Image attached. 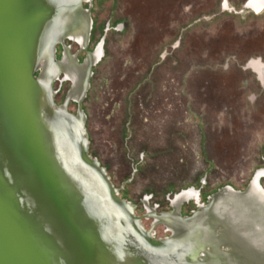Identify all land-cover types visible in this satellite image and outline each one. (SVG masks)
<instances>
[{
    "label": "rangeland",
    "instance_id": "rangeland-1",
    "mask_svg": "<svg viewBox=\"0 0 264 264\" xmlns=\"http://www.w3.org/2000/svg\"><path fill=\"white\" fill-rule=\"evenodd\" d=\"M253 1L83 0L88 17L51 56L64 63L68 50L81 77L49 75L45 61L34 72L52 109L79 119L83 152L152 242L173 237L156 217L176 214L177 199L182 220L211 215L264 171V8Z\"/></svg>",
    "mask_w": 264,
    "mask_h": 264
},
{
    "label": "bare ground",
    "instance_id": "bare-ground-1",
    "mask_svg": "<svg viewBox=\"0 0 264 264\" xmlns=\"http://www.w3.org/2000/svg\"><path fill=\"white\" fill-rule=\"evenodd\" d=\"M82 1L0 0V175L4 180L0 176V196L8 205L6 210L12 212L17 208L20 224L32 227L43 255L51 252L52 264H262L250 233L260 232L257 227L264 222V200L259 196L264 190L258 183L264 172H259L252 183L249 193L257 191L258 195L250 205L221 207L211 215L201 218L197 215L192 222L176 215L182 201L178 199L176 214L156 217L158 223L168 225L173 233L172 239L158 245L142 236L124 207L94 204L75 185L66 171L70 162L77 161L75 154L62 164L50 135L54 128L59 151L64 154L67 146L64 137L77 138L64 118L50 114L43 89L33 85L31 72L40 35L45 31L42 53L49 75L66 70L74 81L81 77L79 67L67 66L73 59L68 50L64 63H53L51 56L54 44L62 40L60 35L70 28L69 15L73 13L76 18L73 29L78 20L88 17L81 10ZM54 7L55 18L41 22V15L51 13ZM61 14H66V18L62 19ZM41 23L43 31L39 34ZM53 30H59V34ZM75 32L72 37L80 40L79 31ZM85 41L81 40L83 46ZM90 60L81 69L88 68ZM49 75H43L44 83ZM80 92L78 99L82 97ZM75 133L78 136L77 130ZM80 158L82 165H75L73 172L103 195L100 174ZM232 213H237L236 217ZM185 222L189 224L183 226ZM107 226L124 237L123 250L129 253L126 257ZM218 230H222L219 238ZM246 235L249 237L245 238ZM226 246L229 250L223 252Z\"/></svg>",
    "mask_w": 264,
    "mask_h": 264
},
{
    "label": "water",
    "instance_id": "water-1",
    "mask_svg": "<svg viewBox=\"0 0 264 264\" xmlns=\"http://www.w3.org/2000/svg\"><path fill=\"white\" fill-rule=\"evenodd\" d=\"M55 15H56V8L54 7V9L51 11V13H47V15L44 17H42V15H41V22L45 23L49 20H52L55 18L54 17ZM67 15H69L68 12H67ZM60 16H63L62 19L66 18L65 17L66 14L65 15L61 14ZM69 17L71 19V21L68 23L70 28L65 29L63 31V33L60 35L62 40H64L71 33V30H73V28H71V26L73 25L76 18H75L73 13H71L69 15ZM79 21L80 20H78V22ZM44 23H41V26L39 25V27H40V29L38 31L39 34H41L43 31L42 27H43ZM56 31L58 32L59 30H53L54 33ZM44 32L40 35L41 37H40L39 43H38L37 48H36L35 59L33 62L32 72H31V79H32L33 85L42 87L43 95L45 96L46 100L48 101V108H49L50 114H54L58 118H62V119L64 118V120L67 122V124H69L73 128L72 129L73 135L75 136V138H77L75 140L74 137L72 138V136L68 137V138L67 137L65 138L64 136H62V137H64V141L67 145L66 149H65L66 152L64 154V153L59 151V148L57 145L58 144L57 134L53 128V131H51L50 137H51V141L53 142L52 143L53 147L54 148L56 147L55 149H57L56 150V156H57L58 160L62 164L65 165L67 159L69 158L70 160H72L73 156L75 154L74 159L77 161L75 162V164L70 162L71 168L72 167H74V168H72L70 170V166H69V168L66 166V171L71 175L75 185L79 188L81 193L84 194L90 201H92L94 204L100 205L101 207H102V205L106 206V207H110V206L111 207H121V205H119V203H121V202L116 197L109 180L105 176L104 171L102 169H100L95 162H92L82 150L83 149V143L80 142V137L83 134V127L80 124L79 120L77 118H73V117L67 115L66 111H63L64 113H61V114H58L57 112H55L52 109L51 100H50L51 99L50 98L51 86L48 83L43 85L42 83H40L39 80L34 79V72L38 69L40 62L45 60L44 55L42 53V38H43ZM58 34H59V32H58ZM55 44H54V46H55ZM76 130H77L78 136L75 133ZM24 144H26V143H24ZM39 148L41 151L42 147H41L40 143H39ZM71 150H73L74 154L71 152ZM70 153H71V155H70ZM80 157H83V160L88 162L89 165L93 168V170H95L96 172H98L100 174L99 179L102 181L101 183L103 186V189H102L103 195H101V193L99 194L98 192L93 191V189L90 188L88 181L85 182L83 177H81L80 175L75 174L73 172L75 170V165H82V159ZM1 180L4 182L2 176H1ZM250 189H251V187L248 189V191L246 193H237V196L234 197L233 201L236 202V204L240 203L242 206L250 205L253 198L258 195L257 191H253V192L249 193ZM259 196L264 197V194L263 195L260 194ZM6 207H8V205H6L5 200L3 199V196L2 197L0 196V264H52V260L50 257L51 252L48 253V255L47 254L43 255V253H42L43 250H41L40 242L37 239L35 233L33 232L34 230L32 229V227L28 226V228H25V227H23L22 224H20L21 222L18 220V217H21V214L19 212H17V208L15 207V208H13L12 212H8L6 210ZM64 213L65 212L63 210V214ZM200 214H201L200 211L197 212L195 217H197V215H198V218H199ZM64 215H66V214H64ZM188 224L189 223L185 222V224H183V226H185V225L187 226ZM136 226H137V224H136ZM107 228H108V232L112 236L113 240L117 241L120 244V246L122 247V252H121L122 256L126 257L129 253H127V251L123 250V248H124L123 246L125 244L124 237H122L119 234V232L113 231L111 227L107 226ZM139 231L142 234V236L144 235L145 237H147L146 240L149 243H151L152 245L164 244L168 240L172 239V238H170L168 240H164V241H160V242H152L151 239L144 234V232H142L140 229H139ZM208 248H206V249L209 250ZM226 248H228V247L226 246ZM46 253H47V251H46Z\"/></svg>",
    "mask_w": 264,
    "mask_h": 264
},
{
    "label": "flooded vegetation",
    "instance_id": "flooded-vegetation-1",
    "mask_svg": "<svg viewBox=\"0 0 264 264\" xmlns=\"http://www.w3.org/2000/svg\"><path fill=\"white\" fill-rule=\"evenodd\" d=\"M249 8H252L254 10L260 11L264 8V0H257V1H253L250 2V4L248 5ZM264 172V171H261ZM178 199L176 200V202L174 203V206H178Z\"/></svg>",
    "mask_w": 264,
    "mask_h": 264
}]
</instances>
